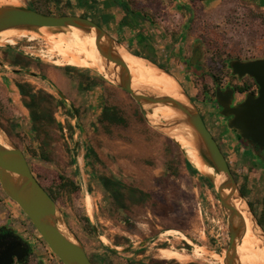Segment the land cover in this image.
I'll use <instances>...</instances> for the list:
<instances>
[{
    "label": "rangeland",
    "instance_id": "374dc122",
    "mask_svg": "<svg viewBox=\"0 0 264 264\" xmlns=\"http://www.w3.org/2000/svg\"><path fill=\"white\" fill-rule=\"evenodd\" d=\"M19 1L28 6L25 0ZM168 1L172 3L173 0ZM168 1H164L165 17L161 25L177 33L178 28L183 29L180 26L185 21L183 11L176 12L172 8L169 12ZM193 5L195 8L192 16L186 20L184 37L179 38L178 46L182 48L181 54L178 53L180 56L167 61L159 59L158 63L177 78L193 102L195 100L200 106L223 147V154L239 189L241 185L245 186L244 197L249 204L252 203L251 209L258 220L263 209L264 157H256L245 148L248 146L234 139L231 132L226 130L225 119L219 116L213 95L205 93L203 97V86L206 85L210 93L212 77L227 76L230 80V61L252 59L264 54V9L256 3L250 2L244 7V2L229 0H222L208 10L196 2ZM66 11L70 14L75 12L70 9ZM59 12L54 10V13ZM192 27L193 33L189 32ZM25 33L27 36L14 33L10 41L12 46L0 45V50H11L8 51L10 58L13 51L27 56L30 66L25 68L5 64L9 68L1 66L0 75L3 70L9 73L10 70H27L38 74L39 77H34L20 71L15 80H25L31 84L40 99L38 103L46 105L54 121L46 124L48 134L34 132L30 111L25 106L28 99L22 101L20 96L19 100H13L6 93L7 82L0 76V125L10 140L24 152L30 164H42L78 181L80 196L72 202L57 204L68 228L83 244L89 257L97 264H147L152 260L156 262L154 264H224L229 234L212 185L201 180V174L187 168L184 153L170 138L144 121L138 105L127 92L93 68L65 63L56 65L54 61L57 56H43L42 51L49 52L51 48L48 36L52 35V31ZM200 39L206 43L194 45ZM194 48L199 52L197 62L200 61L199 66L206 73L203 77H196L185 68L184 61L192 60ZM184 50L185 55L182 56ZM3 57L0 54V60ZM64 66H72L77 71L67 74ZM81 73L94 79V85L87 90L82 89L80 84ZM47 93L53 96L51 103L46 98ZM105 100L124 113L129 121L127 127H113L111 133L105 130L99 122ZM138 114L142 119L138 118ZM28 146L44 151L48 161L30 157ZM87 149L92 153L85 158ZM168 161L172 163V172L166 168ZM111 174L158 199L164 197L159 179L168 176L179 187L174 212L161 218L152 215L149 210L138 212L132 209L134 215L117 211L110 193L99 181L100 176ZM86 195L92 201L91 214L86 212ZM6 217L7 223L11 222L31 242L35 258L30 264H62L26 214L0 186V224L6 222ZM125 217L129 224L125 223ZM101 237L107 241L103 242ZM256 240V237L252 239L251 246L256 247ZM161 248H178L185 255L189 253V258L185 261L159 258L158 250ZM198 253H203V256Z\"/></svg>",
    "mask_w": 264,
    "mask_h": 264
},
{
    "label": "water",
    "instance_id": "95a60500",
    "mask_svg": "<svg viewBox=\"0 0 264 264\" xmlns=\"http://www.w3.org/2000/svg\"><path fill=\"white\" fill-rule=\"evenodd\" d=\"M72 28L94 36L96 50L103 61L108 78L97 69H93L133 98L144 121L150 127L170 138L182 152L180 144L172 137V134L178 129L189 131L193 147L202 162L210 167L213 173L200 171L184 154L185 159L215 189L226 219L229 241L224 252L223 263L244 264L240 260L238 251L246 231L245 219L241 214V209L251 222L253 237H256L257 244L262 246H264V229L241 193L225 155L206 127L198 108L177 78L164 67H160L155 62L128 50L102 26L88 17L77 14H47L29 8L20 1L14 4L0 3V33L16 30L20 33L37 34L36 31L49 30L54 35L69 33ZM2 42L0 45L12 46L10 43ZM120 49H124L129 54L171 76L177 83L179 92L184 99L180 100L167 94L157 93L147 87H134L130 70L123 60ZM198 55L197 50L191 60L193 63H196ZM230 68L232 73L238 77L244 75L253 77L259 85V92L257 96L248 94L243 101L231 106L232 90L228 89L224 98L217 91V101L221 107L219 114L222 118L227 119L228 127L236 130L240 138L252 144L256 151H264V58L247 62L232 60ZM13 71L17 73L22 71L30 76L39 77L32 71ZM55 91L61 97L63 96L58 90ZM163 106L170 108L175 116L168 119L151 117L154 108ZM0 186L3 192L26 214L34 228L62 264H95L88 257L83 244L68 228L57 202L36 180L24 152L10 140L1 125ZM237 200L241 209L235 204ZM127 249L125 248V250ZM14 255L19 261L24 258L25 247L21 241L16 242L12 251L7 249L5 255L0 256V264H13Z\"/></svg>",
    "mask_w": 264,
    "mask_h": 264
},
{
    "label": "trees",
    "instance_id": "16d2710c",
    "mask_svg": "<svg viewBox=\"0 0 264 264\" xmlns=\"http://www.w3.org/2000/svg\"><path fill=\"white\" fill-rule=\"evenodd\" d=\"M25 1L28 3L29 8L47 14H70L66 11L67 9L71 10L72 8L77 7V5H85L87 3L86 0H25ZM230 1L236 3L244 2V7L250 5V2L248 1L229 0V2ZM114 2L117 5V7L124 12L125 21L127 22L129 20V22H132L131 18L135 14V10H134L135 0H114ZM56 9L59 10L60 12L54 13V10ZM100 23L101 22L99 21L98 24L100 25ZM189 30H190L189 32L193 33V27L191 29L189 28ZM112 36L116 37L115 35ZM201 43L205 44L206 41L200 39V41H197V43L194 45L196 46L201 45ZM8 51L11 52V50ZM8 51L5 50L4 59H6L10 64L19 65L25 68L30 66L29 58L27 56L19 52L13 51V56L11 58H8L10 54ZM151 61L155 62L152 59ZM184 64H185V68H187L188 71H190V73H192L194 76L203 77L206 75V73L199 66L200 61L195 64L187 59L184 61ZM158 65L160 67H164V65L162 64H158ZM63 69L67 74H69L71 71H77V69L73 68L72 66H64ZM79 79L82 89L84 90H87L94 85V79L87 78L85 74L82 73L79 74ZM101 83H103V81ZM16 86L19 90V94L22 98V101L28 99V102L25 103V106L30 111V115L32 119L31 120L32 130L37 134H40L41 132H43V134L45 135L48 134L46 131V124L51 122L53 118L51 119L46 105H40V103H38L40 102V99L36 96V93L29 82L18 81L16 82ZM203 87H204L203 92L208 93L209 95V89H207V86L204 85ZM46 98L49 100L50 103L51 101H53V96L51 94L47 93ZM14 110L17 111V108H14ZM76 112L78 113L77 109ZM137 116L138 118L142 119L140 114H138ZM99 122L108 133H111L113 127H127L129 124V121L127 117L124 115V113L116 106L110 104L107 100H105V104L99 115ZM167 141L169 142V144H171L170 140ZM42 145L44 144L42 143ZM27 151L30 154V157H39L41 160L48 161V157L44 151L41 150L38 151L30 146L27 147ZM91 153L92 150L87 149L85 158H88ZM26 159L28 161L27 157ZM185 163L187 168L191 172L194 173L197 172L188 163L187 160H185ZM29 165L38 183L57 203L63 205L66 203V201L72 202L74 199L80 196L81 188L76 179H69L66 176H64L60 171L56 169L48 168L42 164L29 163ZM166 168L169 172L173 171V166L170 161L166 162ZM200 178L201 180H204L208 183V181L203 176H200ZM99 181L103 185L104 189L110 193V198L112 200L113 206L117 211L122 210L124 211L125 214L128 213L134 215V212L131 211L132 209L133 210L136 209V211L138 210V212H145L146 210H149V212L156 217L166 218L175 210L179 187L177 184H175L174 181H171L168 176H164L159 179V184L162 186L164 191L163 199H158L154 197L151 193L142 190L138 187L127 185L122 181L121 178L112 174L110 176H100ZM240 191L244 196H246L245 186L241 185ZM250 205L253 206L251 202ZM262 205H263L262 216L258 218V222L260 223L261 226L264 227V217H263L264 198L262 200ZM124 221L125 223L129 224L127 217L124 218ZM89 258L92 262L97 264L93 258L91 257Z\"/></svg>",
    "mask_w": 264,
    "mask_h": 264
},
{
    "label": "bare ground",
    "instance_id": "6f19581e",
    "mask_svg": "<svg viewBox=\"0 0 264 264\" xmlns=\"http://www.w3.org/2000/svg\"><path fill=\"white\" fill-rule=\"evenodd\" d=\"M18 1L19 0H0V3L14 4V3H18ZM14 33H20V32L16 30H7L1 32L0 41L10 43V41L13 39L12 36ZM21 34L27 36L26 33L21 32ZM48 39L51 48L48 50L49 52H46L45 50L42 51V53L43 56H48L50 58L57 56V59H55L54 61L56 65L65 63L68 65L78 66V67H86V68L92 67L103 73L105 77L108 78L107 72L104 69L103 61L101 60V57L99 56L96 50L95 40L93 35L86 34L76 28H72L69 33H59L54 35L49 34ZM120 53L130 70L132 76V84L134 87L136 88L147 87L151 91L157 93L167 94L169 96H172L180 100L184 99L183 95L179 92V87L177 83L171 76L161 72L152 65L147 64L144 60L129 54L124 49H120ZM173 116H175V113L166 106L154 108L152 110V115H151V117L155 119H162V118L168 119ZM172 137L180 144V147L182 148L184 154L196 168H198L202 172L213 173L212 169L206 166L202 162L196 149L193 147L191 143L190 133L187 129L176 130L172 134ZM84 202H85L86 212L91 214L92 201L89 195H86ZM235 204L239 209H241V205L238 200L235 201ZM241 214L245 219L246 231L242 239V243L238 248L240 254V260L244 264H264V246L260 244L259 245L257 244L256 247L251 246L252 239L254 238L252 225L248 216L242 209H241ZM175 234L178 233L175 232ZM106 241L107 239L103 238V242ZM177 249L161 248L158 250V256L159 258L176 259L178 261H185L189 258L188 256L189 253L188 255H185L183 252ZM198 254L200 256H203V253L202 254L198 253Z\"/></svg>",
    "mask_w": 264,
    "mask_h": 264
},
{
    "label": "crops",
    "instance_id": "0c3cea01",
    "mask_svg": "<svg viewBox=\"0 0 264 264\" xmlns=\"http://www.w3.org/2000/svg\"><path fill=\"white\" fill-rule=\"evenodd\" d=\"M164 1L166 0H135V14L131 18L132 22H129V20L125 21L124 12L117 7L114 0H86L87 3L85 5H77V7L72 8L71 10L75 12L71 14L88 16L97 23L100 21V25L107 32L115 35L119 42L128 50L149 60L152 59L156 64H159V59L167 61L174 58V56H180L182 48L180 49V46H178L179 38L184 35L185 27L187 26L186 20L192 16L191 12L195 8L194 2L200 4L202 8L207 7V10L222 2V0H173L170 3L167 0L168 11L171 12L172 8L176 12L183 11L185 19L183 24L180 25L183 26V29L180 30L178 28L177 33H175L161 25L165 17L163 13L165 11V8H163ZM243 1L256 3L259 8L264 9V0ZM155 12L158 13L155 14ZM4 53L5 50H0L2 56H4ZM184 55L185 50L182 56ZM3 60H0V67L9 68L5 64L10 63L6 59ZM0 76L7 82L6 93L13 100H19L20 94L16 86L18 81L15 80L18 79L17 72L10 70L9 73L7 70H3Z\"/></svg>",
    "mask_w": 264,
    "mask_h": 264
},
{
    "label": "flooded vegetation",
    "instance_id": "af4514ba",
    "mask_svg": "<svg viewBox=\"0 0 264 264\" xmlns=\"http://www.w3.org/2000/svg\"><path fill=\"white\" fill-rule=\"evenodd\" d=\"M196 51H197V49L194 48V50L192 51V59H193ZM262 58H264V54L260 55L256 58H252V59L244 58V59H236V60H239L242 62H247V61H251V60H255V59H262ZM230 62L228 64L229 68H230ZM231 73H232V70H231ZM225 79H227L226 82L224 81ZM228 79L229 78L227 76H224V77L223 76H214V77H212V90L210 91L209 96H210V94L213 95V99L215 100L216 105H217L218 114L221 110V107L219 106L218 101H217V91H219L221 97L224 98L225 92L228 89L232 90V102L230 104L231 106H234V105L240 103L241 101H243L248 94H253V95L257 96L258 92H259V85L256 83L254 78L249 76V75H244L242 77H238L237 75L232 73L231 79H230L231 81ZM205 96H206V94L203 92V97H205ZM194 102L197 105L199 113H200L206 127L211 132V134L213 135L217 144L221 148V151L223 152V147H222L220 141L217 139L215 133L210 128L208 121H207L206 117L204 116V113L200 109V106L197 104V102L195 100H194ZM219 116H220V114H219ZM224 123L226 126V130L231 132L234 139L240 141V143L243 144L244 146H248V148L247 147H245V148L249 149L252 153H254V155L256 157H259L261 159H262V157H264V151H256L252 144L248 143L246 140L239 137V134L237 133L236 130L228 127L226 118H225ZM229 167H230V165H229ZM230 169H231V167H230ZM231 172H232V169H231ZM5 219H6V222L0 224V256L3 254L5 255L7 249L12 251L13 247L16 245V242L21 241L23 246L25 247V256L21 261H19L17 256L14 255L13 256V264H30L31 261L33 260V258H35V251L33 249L31 242L26 240L15 229L14 225L11 222L7 223V221H8L7 217ZM154 263H156V262L152 260V262H149L147 264H154Z\"/></svg>",
    "mask_w": 264,
    "mask_h": 264
}]
</instances>
